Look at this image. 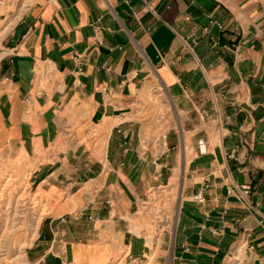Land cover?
<instances>
[{
  "label": "crops",
  "instance_id": "1",
  "mask_svg": "<svg viewBox=\"0 0 264 264\" xmlns=\"http://www.w3.org/2000/svg\"><path fill=\"white\" fill-rule=\"evenodd\" d=\"M0 151L38 166L30 263L126 256L179 183L170 264H264V0H0Z\"/></svg>",
  "mask_w": 264,
  "mask_h": 264
},
{
  "label": "rangeland",
  "instance_id": "2",
  "mask_svg": "<svg viewBox=\"0 0 264 264\" xmlns=\"http://www.w3.org/2000/svg\"><path fill=\"white\" fill-rule=\"evenodd\" d=\"M37 167L24 155L13 158L0 151V264H33L28 251L37 241L40 221L48 207L40 194L38 176L34 174ZM178 192L179 183L163 187L160 192L151 191L145 243L132 246L126 256L108 264L171 263L168 233L174 224ZM162 229L167 236L160 244Z\"/></svg>",
  "mask_w": 264,
  "mask_h": 264
},
{
  "label": "built area",
  "instance_id": "3",
  "mask_svg": "<svg viewBox=\"0 0 264 264\" xmlns=\"http://www.w3.org/2000/svg\"><path fill=\"white\" fill-rule=\"evenodd\" d=\"M197 148L200 154H205L207 152V146H206V142L204 141V139L197 140ZM250 189L251 187L248 184H244L240 186L235 185L231 187L228 190V192L229 193L237 192L238 195L243 196V195H247ZM193 199L198 202L204 201L203 188H200L196 191V193L193 195ZM262 218L264 219V212L262 213ZM63 264H69V263H63Z\"/></svg>",
  "mask_w": 264,
  "mask_h": 264
}]
</instances>
